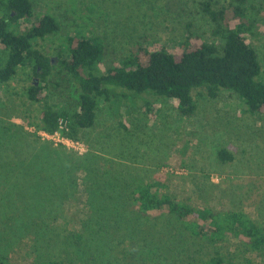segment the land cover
Here are the masks:
<instances>
[{
    "label": "rangeland",
    "instance_id": "rangeland-1",
    "mask_svg": "<svg viewBox=\"0 0 264 264\" xmlns=\"http://www.w3.org/2000/svg\"><path fill=\"white\" fill-rule=\"evenodd\" d=\"M205 1L209 0H32L33 19L49 13L59 23L56 35L38 40L53 62L60 57L66 37L79 34L102 42V67L118 60L137 42L150 51L177 53L183 48L180 40L190 33L211 39L212 23L202 10ZM215 2L225 4V0H211L210 4ZM246 39L258 53L264 80V34L259 39L247 35ZM54 79L48 84L38 82L47 95L43 102L59 106L74 102L79 89L60 74ZM31 82L21 68L5 89L0 85V207H5L6 214H1L0 235L8 242L0 252L12 264L43 258L70 264H200L212 256L236 264H264L262 252L248 249L230 232L219 239L211 238L207 230L191 233L170 215L146 220L138 211L132 213L128 204L127 222L118 229L102 216L111 217L113 208L99 211L105 207L104 196L98 192L94 170L131 171L139 181L152 183L153 190L167 192L173 199L200 209L243 210L264 227L263 113L250 112L232 91L223 90L212 99L204 88L197 87L191 91L195 109L183 115L174 98L146 90L138 98H119L112 105L102 102L95 125L80 130L75 139L80 148H74L42 140L35 125L29 124L44 104H31L21 96ZM147 100L154 105L151 115L143 104ZM46 143L60 151L53 157L67 179L63 180L66 188L60 191L58 186L44 185L48 190L30 198L37 200L35 214L23 202L20 211L26 224L23 230L17 224L11 226L9 235L4 220L12 217L18 223L13 215L17 203L35 193L25 183L33 182V175L21 179L25 173L2 163L16 155L28 158ZM221 148L233 159L221 161L217 156ZM103 190L110 193L108 186ZM94 192L98 200L92 199ZM58 195L61 201L53 200ZM33 217L43 221L41 227L33 223L37 219ZM22 231L29 236L15 237Z\"/></svg>",
    "mask_w": 264,
    "mask_h": 264
},
{
    "label": "trees",
    "instance_id": "trees-1",
    "mask_svg": "<svg viewBox=\"0 0 264 264\" xmlns=\"http://www.w3.org/2000/svg\"><path fill=\"white\" fill-rule=\"evenodd\" d=\"M210 1L202 4V10L212 23L211 39L202 34L190 33L180 40L183 48L177 53L166 49L150 51L137 42L129 51L122 53L118 60L102 67L105 56L102 42L79 34L66 37L60 57L53 62L51 54L39 47L38 40L58 33L57 19L49 13L33 19L32 0H0V85L5 89L18 69L26 70L32 82L21 91V96L33 104L42 103L47 97L40 82L48 84L60 74L63 80L66 78L73 83L80 91L75 103L59 106L43 102L38 114L28 122L35 125L37 131L53 133L62 120L68 127L65 136L74 140L79 139L81 129L95 125L102 102L112 105L119 98H138L136 95L146 90L162 98H174L183 115L193 113L195 104L191 91L197 87L204 88L206 96L212 99L217 98L223 90L232 91L250 112L264 114L262 64L256 49L246 39L247 35L259 39L264 34V0H225V4L215 2V5H211ZM8 102L12 103L11 97ZM143 104L151 115L153 103L147 100ZM119 123L126 128L123 122ZM51 145H41L28 158L16 155L2 163L12 171L25 173L21 179H29L33 175V182L25 183L32 185L30 190L35 193L28 196L29 199L25 198L27 201L17 203L13 215L18 218V223L12 217L4 220L3 225L7 227L5 233L9 235L11 226L17 224L19 230H23L26 224L20 211L23 202L35 214L37 200L30 198L40 191L48 190L44 185L58 186L60 191L66 188L63 180L67 182V179H63L59 160L53 157L60 151L51 149ZM217 156L223 162L233 159V155L224 148L218 150ZM94 170L100 185L98 192L104 196L102 201L101 195L100 201L105 207L99 211L106 212L113 208L111 217L102 216L118 229L127 222L128 211L125 208L128 204L132 213L138 211L146 220L170 215L191 233L207 230L211 238L219 239L230 232L248 249L264 254V227L243 210L200 209L190 202L171 198L167 192L153 190L152 183L139 181L131 171H100V167ZM19 174L17 176H21ZM105 186L109 187L110 193H104ZM91 196L98 200L97 192ZM55 199L61 201L62 198L58 195ZM4 212L5 207H0V219ZM9 214H12L11 211ZM33 223L41 227L43 221L37 218ZM25 234L22 231L15 237L25 239L29 232ZM2 235L0 247L8 243L2 239ZM34 262L16 264H70L57 258H43ZM0 264H12L7 254L0 252ZM200 264L236 263L212 256Z\"/></svg>",
    "mask_w": 264,
    "mask_h": 264
},
{
    "label": "built area",
    "instance_id": "built-area-1",
    "mask_svg": "<svg viewBox=\"0 0 264 264\" xmlns=\"http://www.w3.org/2000/svg\"><path fill=\"white\" fill-rule=\"evenodd\" d=\"M67 130L68 127L65 125V123L62 120H60L57 130L54 131L53 133H48L44 130H38L37 134L42 140L53 141L52 143L56 145L62 144L65 146L80 148L78 147L80 145L78 141L65 136L64 132Z\"/></svg>",
    "mask_w": 264,
    "mask_h": 264
}]
</instances>
